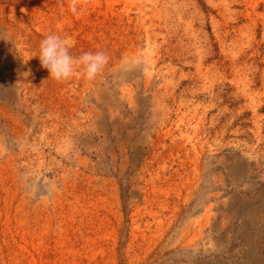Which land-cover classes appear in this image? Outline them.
<instances>
[{
  "label": "rangeland",
  "instance_id": "obj_1",
  "mask_svg": "<svg viewBox=\"0 0 264 264\" xmlns=\"http://www.w3.org/2000/svg\"><path fill=\"white\" fill-rule=\"evenodd\" d=\"M72 3L0 0V264H264V0Z\"/></svg>",
  "mask_w": 264,
  "mask_h": 264
},
{
  "label": "clouds",
  "instance_id": "obj_2",
  "mask_svg": "<svg viewBox=\"0 0 264 264\" xmlns=\"http://www.w3.org/2000/svg\"><path fill=\"white\" fill-rule=\"evenodd\" d=\"M72 8L76 10V0H73ZM38 58L41 66L48 70L49 78L58 82L71 78L77 68L82 69L84 78L94 80L109 60L102 51L84 52L74 57L66 39L56 33L48 34L41 40Z\"/></svg>",
  "mask_w": 264,
  "mask_h": 264
}]
</instances>
